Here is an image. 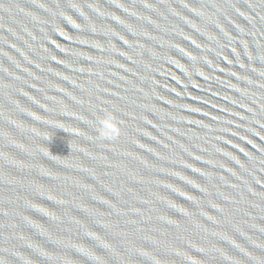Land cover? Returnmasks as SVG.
<instances>
[{
	"label": "water",
	"instance_id": "obj_1",
	"mask_svg": "<svg viewBox=\"0 0 264 264\" xmlns=\"http://www.w3.org/2000/svg\"><path fill=\"white\" fill-rule=\"evenodd\" d=\"M0 264H264V0H0Z\"/></svg>",
	"mask_w": 264,
	"mask_h": 264
}]
</instances>
